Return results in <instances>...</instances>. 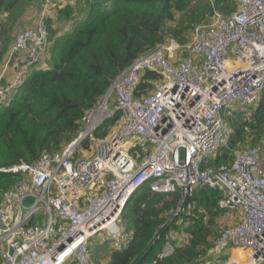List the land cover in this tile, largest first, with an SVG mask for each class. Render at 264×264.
Segmentation results:
<instances>
[{"label": "built area", "instance_id": "1", "mask_svg": "<svg viewBox=\"0 0 264 264\" xmlns=\"http://www.w3.org/2000/svg\"><path fill=\"white\" fill-rule=\"evenodd\" d=\"M236 1L232 13L217 11L197 27L187 45L169 37L137 57L62 152L0 169L21 176L0 194V264H97L92 240L107 233L123 241L122 211L145 184L180 193L175 218L198 208V187L219 191V207L239 216L220 232L213 255L229 250L225 264H264V145L217 162L233 133L231 118L264 95V0ZM51 2L14 38L0 72V106L47 51ZM147 72L159 77L145 81ZM117 111L120 124L97 136ZM175 248L167 236L160 259Z\"/></svg>", "mask_w": 264, "mask_h": 264}, {"label": "trees", "instance_id": "2", "mask_svg": "<svg viewBox=\"0 0 264 264\" xmlns=\"http://www.w3.org/2000/svg\"><path fill=\"white\" fill-rule=\"evenodd\" d=\"M55 2L54 16L46 22L51 43L41 59L43 66L23 79L10 100L0 106V169L21 161L35 162L44 153L62 152L83 129L86 113L100 103L137 57L169 37L187 45L195 29L211 24L217 11L229 15L237 8L236 0ZM34 7L40 8L41 0H0V72L16 34L34 25ZM77 22L74 31L66 34ZM158 77L147 72L143 80ZM146 87L142 83L140 90ZM122 117V111H117L97 136L107 135ZM231 123L233 133L218 163H231L236 150L263 147L264 95L250 109L238 111ZM20 177L0 170V194ZM219 197V191L200 186L194 195L198 208L175 218L180 193L156 192L145 184L122 211L128 237L111 249L109 243L114 239L99 241L96 255L109 250L106 264H225L229 253L216 258L212 252L226 228L216 226V219L230 212L219 207ZM167 236L175 242L182 240L172 255L160 259ZM93 257L97 260L94 253Z\"/></svg>", "mask_w": 264, "mask_h": 264}, {"label": "rangeland", "instance_id": "3", "mask_svg": "<svg viewBox=\"0 0 264 264\" xmlns=\"http://www.w3.org/2000/svg\"><path fill=\"white\" fill-rule=\"evenodd\" d=\"M56 0H52V4L54 5V7L56 8V2H55ZM60 1V0H59ZM44 2H45V0H41V7L40 8H35L34 7V9H33V11H32V13H34L35 11H36V14L42 9V6H43V4H44ZM36 14H35V16H36ZM34 16V17H35ZM32 19L33 18H31L29 21H32ZM80 24V22H77V23H75V24H72L68 29H66V34H68V33H71V32H73L74 31V29L78 26ZM49 39H50V31H49ZM49 43H51V40H50V42ZM37 67L38 66H36V67H34V68H32V69H30L29 71H28V73H27V75H28V77H30V76H32L33 75V73L36 71V69H37ZM114 95H115V93H114ZM114 95H113V97H114ZM249 132V131H248ZM261 144L263 145L264 144V135H263V138H262V140H261ZM31 199H29V200H27L26 201V203L28 204V205H30L31 204ZM43 215H42V211L40 210L39 212H38V214H37V217L38 218H40V217H42ZM236 222V213H234V212H225V214L222 216V217H218L217 219H216V226H222V227H227L228 225H230V224H233V223H235ZM122 226L124 227V229H125V225H124V223L122 224ZM185 226H183V228H184ZM124 236H125V232H124ZM99 237L101 238V239H96V238H94L93 240H92V243H91V250H92V252L94 253V255H95V259H97V260H95L96 261V263L97 264H101V263H104V264H106V260H107V257H108V252L107 251H109V250H107V251H102V253L99 255V256H97L96 255V247L97 246H101V243L99 242V241H102V240H104V239H110V237H108L107 238V233H102V234H100L99 235ZM104 237V238H103ZM128 237V234L126 233V238ZM182 240V238H179V239H177V242H180ZM112 242H110L109 243V249H111V246H118V241L117 242H113V244H111ZM175 245H177V243H175ZM102 250V249H101ZM228 253H230V251L229 250H227L226 251V254H228ZM94 258V257H93Z\"/></svg>", "mask_w": 264, "mask_h": 264}, {"label": "crops", "instance_id": "4", "mask_svg": "<svg viewBox=\"0 0 264 264\" xmlns=\"http://www.w3.org/2000/svg\"><path fill=\"white\" fill-rule=\"evenodd\" d=\"M42 9H43V7H42ZM42 9L36 14L37 16H36V18L34 19V23H35L37 17L40 16ZM54 9H55L54 6H50L49 11L47 12V13H48V18L54 16ZM49 42H50V41H49ZM49 44H50V43H49ZM48 46H49V45H48ZM19 62H20V61H19ZM19 62H18V59H16V60H14V61L10 64V67H9L8 73H7V75H6V80H7L8 82L13 78L14 74L16 73V68H17ZM41 66H43V65H42L41 62H40L39 65H38V67H37V69H36V71L39 70V69L41 68ZM96 106H97V105H96ZM94 107H95V106H94ZM99 129H100V128H99ZM99 129H98V130H99ZM98 130H97V131H98ZM236 216L238 217V216H239V213H236ZM103 238H104V237H103ZM98 239H99V238H98ZM100 239H101V238H100ZM175 243H177V242H175ZM111 244H113V242H112ZM111 247H117V246H111Z\"/></svg>", "mask_w": 264, "mask_h": 264}, {"label": "clouds", "instance_id": "5", "mask_svg": "<svg viewBox=\"0 0 264 264\" xmlns=\"http://www.w3.org/2000/svg\"><path fill=\"white\" fill-rule=\"evenodd\" d=\"M125 238H126V236H125ZM125 238L123 239V241H122L120 244H118L119 247L122 245V243L124 242ZM104 240H105V239H104ZM104 240H103V241H104ZM103 241H101V242H103Z\"/></svg>", "mask_w": 264, "mask_h": 264}]
</instances>
